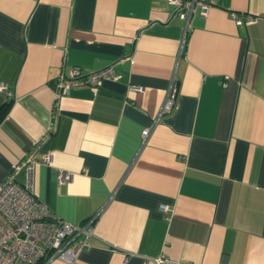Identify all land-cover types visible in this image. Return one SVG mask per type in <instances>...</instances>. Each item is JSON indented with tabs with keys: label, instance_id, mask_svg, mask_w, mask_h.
<instances>
[{
	"label": "crops",
	"instance_id": "1",
	"mask_svg": "<svg viewBox=\"0 0 264 264\" xmlns=\"http://www.w3.org/2000/svg\"><path fill=\"white\" fill-rule=\"evenodd\" d=\"M112 63L121 77L72 86L47 133L59 73ZM0 81V181L40 140L38 197L95 215L74 262L45 264H264V0H213L188 26L168 0H0Z\"/></svg>",
	"mask_w": 264,
	"mask_h": 264
},
{
	"label": "built area",
	"instance_id": "2",
	"mask_svg": "<svg viewBox=\"0 0 264 264\" xmlns=\"http://www.w3.org/2000/svg\"><path fill=\"white\" fill-rule=\"evenodd\" d=\"M168 1L175 6V15L185 20L187 26L195 12L204 15L213 4V0ZM230 16L237 23L250 24L255 20L252 14L237 11H231ZM119 77L121 74L117 71L115 63L86 73L77 66L72 67L68 72H60L55 82V105L51 109L52 118L47 133L55 126L58 99L67 94L72 86H99L105 78ZM130 87L137 90L141 88L135 84H131ZM0 91L8 96L12 94L4 81H0ZM175 96L176 87L171 82L157 118L152 125L143 128L141 132L142 142L150 134L159 116L172 109ZM39 141L35 142L27 154L11 165L5 178L0 181V264H45L54 258L72 263L80 252L89 246V240L94 233L95 215L82 223H74L54 214L38 197L35 186L37 165L42 162L49 163L52 159L51 153H44L40 157L35 155ZM21 170L25 174L23 182L16 178ZM70 177L69 171L59 170L60 182ZM160 208L164 212L169 211V207L165 204ZM155 260L166 264H188L162 256L156 257Z\"/></svg>",
	"mask_w": 264,
	"mask_h": 264
},
{
	"label": "trees",
	"instance_id": "3",
	"mask_svg": "<svg viewBox=\"0 0 264 264\" xmlns=\"http://www.w3.org/2000/svg\"><path fill=\"white\" fill-rule=\"evenodd\" d=\"M11 104V101L5 102L2 107H1V112L4 114L8 109Z\"/></svg>",
	"mask_w": 264,
	"mask_h": 264
}]
</instances>
